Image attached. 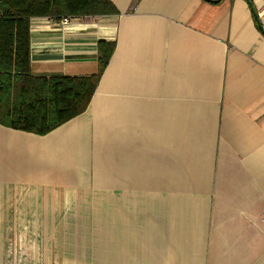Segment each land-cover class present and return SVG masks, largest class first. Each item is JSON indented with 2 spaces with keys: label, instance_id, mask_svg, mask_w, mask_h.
Segmentation results:
<instances>
[{
  "label": "crops",
  "instance_id": "obj_1",
  "mask_svg": "<svg viewBox=\"0 0 264 264\" xmlns=\"http://www.w3.org/2000/svg\"><path fill=\"white\" fill-rule=\"evenodd\" d=\"M110 1L31 19L33 77L115 49L83 114L0 125V264H264V0Z\"/></svg>",
  "mask_w": 264,
  "mask_h": 264
},
{
  "label": "trees",
  "instance_id": "obj_2",
  "mask_svg": "<svg viewBox=\"0 0 264 264\" xmlns=\"http://www.w3.org/2000/svg\"><path fill=\"white\" fill-rule=\"evenodd\" d=\"M117 13L110 0H0V125L45 136L83 114L115 49L113 42H99L96 75L33 77L32 18Z\"/></svg>",
  "mask_w": 264,
  "mask_h": 264
},
{
  "label": "rangeland",
  "instance_id": "obj_3",
  "mask_svg": "<svg viewBox=\"0 0 264 264\" xmlns=\"http://www.w3.org/2000/svg\"><path fill=\"white\" fill-rule=\"evenodd\" d=\"M38 212H39V216H43V213H44V211L43 210H37ZM89 211H91V210H89ZM21 213L23 214H27V212H26V210H21ZM8 215H12L11 214V211L9 210L8 211ZM1 227L3 228V231H4V227L3 226H0V230H1ZM6 227V226H5ZM29 231H31V232H34L33 231V226H30V230ZM37 231V233L38 232H45L46 231V226L45 225H37L36 226V229H35V232Z\"/></svg>",
  "mask_w": 264,
  "mask_h": 264
},
{
  "label": "built area",
  "instance_id": "obj_4",
  "mask_svg": "<svg viewBox=\"0 0 264 264\" xmlns=\"http://www.w3.org/2000/svg\"><path fill=\"white\" fill-rule=\"evenodd\" d=\"M71 22H72V18L64 17V18H62L60 20H57L55 22V24L58 25V26H61V27H67V26H69L71 24Z\"/></svg>",
  "mask_w": 264,
  "mask_h": 264
}]
</instances>
